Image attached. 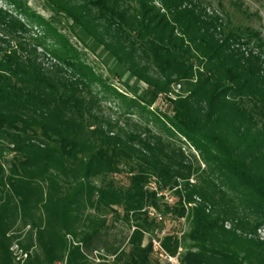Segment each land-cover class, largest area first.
Returning a JSON list of instances; mask_svg holds the SVG:
<instances>
[{
    "label": "trees",
    "instance_id": "trees-1",
    "mask_svg": "<svg viewBox=\"0 0 264 264\" xmlns=\"http://www.w3.org/2000/svg\"><path fill=\"white\" fill-rule=\"evenodd\" d=\"M8 1L25 20L0 8V264H15L10 248L18 236L10 232L19 221L31 230L17 243L36 250L25 264H158L152 242L144 245L161 223L150 207L172 213L175 225L188 209L191 244L181 264H264V243L255 237L264 225L260 35L228 30L220 14L192 0H41L79 26L85 43L106 50L121 76L144 86L127 81L124 92L50 21L22 0ZM30 23L45 35L30 36ZM50 32L55 44L46 45ZM39 47L55 63L46 66ZM96 85L126 114L151 116L167 138L104 118L106 96ZM174 137L198 156L188 158ZM6 152L11 160H3ZM123 161L126 188L108 178L124 171ZM152 180L176 203L151 190ZM109 217L132 228L128 250L106 240ZM162 245L175 256L180 238L170 231ZM100 249V261L90 257Z\"/></svg>",
    "mask_w": 264,
    "mask_h": 264
},
{
    "label": "rangeland",
    "instance_id": "rangeland-1",
    "mask_svg": "<svg viewBox=\"0 0 264 264\" xmlns=\"http://www.w3.org/2000/svg\"><path fill=\"white\" fill-rule=\"evenodd\" d=\"M195 3L203 4L209 8L210 11H216V14H220L225 22V26H227L228 30L238 32L242 35L248 36L250 34L258 33L264 44V0H192ZM25 2L31 11L36 12L37 14L43 16L46 20L50 21L52 26L56 28L58 33L63 34L67 37V39L81 52V57L92 66L97 74H99L104 80L107 81L108 84H113L120 91L126 92L125 82H130L134 87L143 85L142 82L136 78H128L121 76L122 67L117 66L116 61L107 53L106 50L102 49L100 46L96 44V42L90 41L86 39L85 43L80 36H83V30L75 25L73 27L70 26V22L61 15H56L46 4H44L41 0H22ZM0 8L8 13H12L13 15H17L22 21L25 19L17 14L15 11L14 5L11 4L8 0H0ZM23 18V19H22ZM43 27L38 24L30 23V36H44ZM46 45L55 44V38L53 37V32L46 34ZM254 36V35H253ZM251 43H254L256 40L253 37H250ZM87 44V45H86ZM253 45V44H252ZM264 46V45H263ZM256 49V48H255ZM41 53L43 52V48L39 47L38 49ZM257 50V49H256ZM264 50V47H263ZM44 53V52H43ZM41 55L42 60L46 66H50L55 63L53 57L46 54L45 56ZM120 74V75H119ZM128 78V79H127ZM144 90V86H142ZM179 87H175V90H178ZM95 90H99L101 92L100 97V108L101 115L106 119H110L112 121H118L119 124L123 127H126L131 131H142L143 128L149 127L154 133L162 134L167 138L163 128L159 126L155 121L151 120V116L141 117L138 113H125L122 107L121 101L111 96L110 93L102 90L100 85H96ZM132 95V93H129ZM138 127H137V126ZM145 134V131H142ZM169 138V137H168ZM169 140L175 142L177 146H182L185 154L188 158H193V155L198 156L193 148H190L188 145L183 143L182 140H178L176 137L174 139L170 138ZM5 159L3 160H11L12 155L8 152L5 153ZM121 167L123 168V172L118 175L109 176L108 178L113 179L117 186L126 188L129 183V175L127 173L128 163L127 161H123L121 163ZM204 168V165H202ZM193 183L196 182V177L193 179ZM97 182L100 179L96 180ZM192 183V182H191ZM171 196L174 200L169 204H175L177 201V196L171 193ZM168 202V200H166ZM172 214V213H171ZM171 214L167 216L162 215L163 220H158L159 223L158 228L152 235L153 239L163 238L164 236L172 231L174 234L180 238V247L178 253L174 256L177 257L176 260H173L172 263L166 261L165 264H181V257L183 253L187 251V247L189 246L190 241L186 239V234L190 230V221L187 219L188 209L183 217L176 219L179 221L178 224L172 223L169 217H172ZM113 217H109V223L113 224V227L110 229V235L107 237V241L109 242H118V245L128 250L127 239L129 234L132 231V228H129L128 225L124 221H112ZM178 218V217H177ZM227 229L231 228V223L227 222L225 224ZM19 230V231H18ZM31 230L30 225H22L21 222L17 223V225L12 229V235L18 236L12 243V247L10 248L15 264H25L26 260L30 255L36 251L35 248H32L30 251L25 252L17 243L20 239L25 237V234ZM22 231L23 234H20ZM161 235L160 237L158 235ZM155 235V236H154ZM255 237L264 243V225L260 226L256 230ZM148 238H151L150 235L145 236L144 245L149 243ZM94 250H91L89 253L90 257L95 258ZM98 256L104 254V250H99ZM106 253V252H105ZM111 256L109 259H113ZM56 264H65V262H58Z\"/></svg>",
    "mask_w": 264,
    "mask_h": 264
},
{
    "label": "built area",
    "instance_id": "built-area-1",
    "mask_svg": "<svg viewBox=\"0 0 264 264\" xmlns=\"http://www.w3.org/2000/svg\"><path fill=\"white\" fill-rule=\"evenodd\" d=\"M190 181L193 183V180H190ZM148 187L151 190L158 191V196L164 197V200L165 201L168 200V203H171L174 200V198L171 196L172 191L164 190V191L159 192L158 185L156 184V182L154 180H152L148 184ZM196 200H197V202L200 201V199L197 197H196ZM195 205H196V202L192 203V204H187L186 206H187V208H189L190 206H195ZM148 211H149V215L151 217H155L160 221L163 220V217H162L163 214L160 213L159 211H157L156 209L150 207L148 209ZM146 235H150V237H151L148 239H150L149 241L152 242L153 253H154L156 259L158 260V264H165L166 261L172 263L173 260H176V262H177V260H178L177 257L169 255L167 253V251L164 249V247L162 245V238L155 237L153 239V237H152L153 234L146 233ZM158 236L160 237L161 235H158ZM98 253H100V252L99 251L94 252V254H95L94 259L97 261H100Z\"/></svg>",
    "mask_w": 264,
    "mask_h": 264
}]
</instances>
